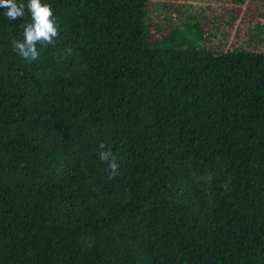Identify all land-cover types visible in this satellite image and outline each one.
I'll return each mask as SVG.
<instances>
[{
	"label": "trees",
	"instance_id": "16d2710c",
	"mask_svg": "<svg viewBox=\"0 0 264 264\" xmlns=\"http://www.w3.org/2000/svg\"><path fill=\"white\" fill-rule=\"evenodd\" d=\"M154 1L42 0L31 62L0 8V264H264V53Z\"/></svg>",
	"mask_w": 264,
	"mask_h": 264
},
{
	"label": "rangeland",
	"instance_id": "374dc122",
	"mask_svg": "<svg viewBox=\"0 0 264 264\" xmlns=\"http://www.w3.org/2000/svg\"><path fill=\"white\" fill-rule=\"evenodd\" d=\"M179 5L182 7L174 15L171 9ZM153 10L164 20L163 25L172 28L183 27L187 14L213 16L216 28L198 49L211 46L216 51L243 48L264 53V0H156ZM256 22L262 24L258 37H255Z\"/></svg>",
	"mask_w": 264,
	"mask_h": 264
},
{
	"label": "clouds",
	"instance_id": "9594fccd",
	"mask_svg": "<svg viewBox=\"0 0 264 264\" xmlns=\"http://www.w3.org/2000/svg\"><path fill=\"white\" fill-rule=\"evenodd\" d=\"M0 8H4V16L10 21L23 19L27 10L30 19L24 22L21 27L22 39L11 41L12 50L25 61H36L40 56L37 45L55 46V40L59 36L57 18L53 14L50 4L42 3V0H0ZM73 53V48L68 46L64 49L63 55ZM97 154L101 162L106 165L110 178L120 174V163L117 155L106 147L104 143L98 146Z\"/></svg>",
	"mask_w": 264,
	"mask_h": 264
}]
</instances>
